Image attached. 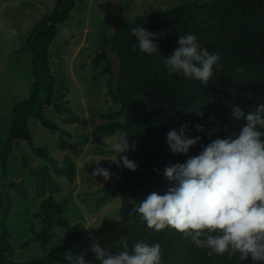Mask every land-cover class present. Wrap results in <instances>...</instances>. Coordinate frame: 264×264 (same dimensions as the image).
Returning a JSON list of instances; mask_svg holds the SVG:
<instances>
[{"label": "trees", "instance_id": "obj_1", "mask_svg": "<svg viewBox=\"0 0 264 264\" xmlns=\"http://www.w3.org/2000/svg\"><path fill=\"white\" fill-rule=\"evenodd\" d=\"M131 2L120 3L115 29L104 34L101 51L94 59L96 66L103 60L107 62V67L96 75L109 74L107 95L112 106L98 112L100 121L93 125V131L102 136L122 131L129 134L130 145L136 141L135 148L130 147L125 153L138 164L135 171L122 164L117 167L109 163L110 172H121L116 191L121 196L119 214L126 225V243L129 248L137 241L159 243L163 264H254L251 257L241 260L239 254L209 256L207 249L196 247L190 238L174 229L166 227L156 232L147 228L132 210L152 192L163 195L174 186L163 170L188 158L170 150L167 142L170 130H178L181 124L191 122L187 135H200L202 140L190 148L188 155H197L201 146L211 140L239 132L245 121L232 120L233 105H239L247 113L264 103V0H185L126 19L124 14ZM76 3L77 0H56L53 9L34 24L26 41L13 53L31 54L35 81L30 96L14 106L7 136L5 139L0 136V166L4 169L0 180V264H64L71 262L66 259L69 252L84 258L94 253L89 228L78 221L71 225L59 245L24 261L15 259L18 249L27 248L43 236H50L53 230L69 225L68 213L76 206L70 196L63 194V184L57 178L63 176L71 183L75 181L74 158L69 153H64L60 160L52 157L47 144L35 142L31 126V120L35 119L61 143H66L65 138L72 137V132L49 118L46 108L54 107L68 123L80 119L68 105L69 84L56 88L60 71L52 68L49 61L50 46L58 34L59 24L71 17ZM139 26L161 34L153 38L158 53L148 55L140 51L132 35V29ZM184 34H195L202 48L221 57L222 67L214 66L207 86L196 79H185L182 74L169 73L165 66V57L172 54ZM110 51L117 60L115 77ZM235 67L244 68V72H235ZM210 117L215 121L210 123ZM197 123L205 126L204 132H197ZM217 124L219 131L209 137L208 132ZM24 142L47 162L33 169L35 194L39 199L33 216L38 219L40 230L16 243L10 227L14 213L10 189H17L24 202L32 196V189L25 178H9L7 169L15 149L20 151L24 165L31 166ZM24 210L28 212L27 208ZM129 213L133 223H128ZM255 264H264V261Z\"/></svg>", "mask_w": 264, "mask_h": 264}, {"label": "rangeland", "instance_id": "obj_2", "mask_svg": "<svg viewBox=\"0 0 264 264\" xmlns=\"http://www.w3.org/2000/svg\"><path fill=\"white\" fill-rule=\"evenodd\" d=\"M56 0H0V136L5 139L10 126V116L14 106L30 96L32 84L35 81L32 71L31 54H14L23 44L34 24L47 15L54 7ZM126 0H77L71 17L60 23L58 34L50 46V64L59 70L56 88L67 83L70 91L66 95L68 105L80 115L74 123L65 121V116L52 106L45 110L46 115L57 121L61 126L72 132V137H66V143H61L35 119L31 120L32 130L37 144H47L52 157L61 159L64 153H69L76 163V178L69 182L65 177L57 178L63 184V194L71 197L76 206L68 213L71 223L53 230L50 236H43L27 248L17 250L15 259L24 261L39 256L59 245L74 222L82 221L90 231L89 242H98L101 247L115 254L123 250L126 243L125 222L121 219L119 209L121 196L117 192L120 171H113L110 179L102 175L93 176L97 166L110 169L106 158L115 156L110 149L111 143L119 139V131L114 135L102 136L93 131V125L100 120L99 111L111 108L108 99L109 74H96L107 67L102 61L95 65L94 59L100 53L102 37L112 33L118 19V7ZM185 0H132L125 11L124 17L131 19L138 14L162 10ZM204 2L206 0H198ZM22 56L18 62V57ZM113 61L112 75L115 77L117 60L110 51ZM20 59V58H19ZM96 75V76H95ZM116 107V106H115ZM25 152L31 166L24 165L21 153L15 149L8 162L9 178H25L32 189V196L24 202L17 189H10L14 199V213L10 219V227L16 243L40 230V223L33 213L38 207V197L35 194V177L33 169L40 163H46L44 158L36 156L29 145L24 142ZM100 160V161H99ZM99 161V165H97ZM4 169L0 166V180ZM25 208L28 212H25ZM127 244V243H126ZM96 254L84 258L92 264H101L95 259ZM57 264V263H50ZM64 264H72L67 262Z\"/></svg>", "mask_w": 264, "mask_h": 264}, {"label": "clouds", "instance_id": "obj_3", "mask_svg": "<svg viewBox=\"0 0 264 264\" xmlns=\"http://www.w3.org/2000/svg\"><path fill=\"white\" fill-rule=\"evenodd\" d=\"M132 35L141 52L148 55L159 52L153 38L161 34L139 26L132 29ZM220 61L218 54H210L200 46L195 34H184L164 63L169 73L182 74L185 79H196L207 86L214 66L222 67ZM233 70L244 72L242 67ZM230 115L233 121H245L239 132L211 140L201 146L197 155H188L190 148L202 140L200 135H187L191 122L181 124L178 130H170L167 133L170 150L188 158L163 170L174 186L163 195L152 192L132 211L147 228L156 232L166 227L174 229L190 238L196 247L207 249L209 256L239 254L241 260L251 257L255 264L264 261V103L247 113L239 105H233ZM209 121L214 122L215 118L210 117ZM195 128L197 132L205 131V126L199 123ZM217 131L218 124L208 132L209 137ZM118 135L119 139L110 145L115 156L106 159L117 167L122 164L135 171L138 164L125 153L130 147L135 148L136 141L130 145L128 133ZM92 175H102L108 180L112 173L97 166ZM131 216L129 213L128 223L134 222ZM91 250L101 264H163L159 243L137 241L131 248L125 243L123 250L113 254L94 242ZM66 259L72 264H92L83 255L74 257L71 252Z\"/></svg>", "mask_w": 264, "mask_h": 264}]
</instances>
